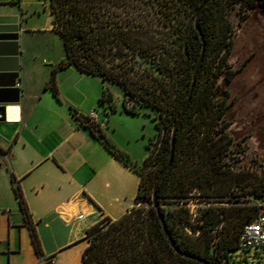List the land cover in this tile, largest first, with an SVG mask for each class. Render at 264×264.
I'll return each mask as SVG.
<instances>
[{
    "label": "trees",
    "instance_id": "trees-1",
    "mask_svg": "<svg viewBox=\"0 0 264 264\" xmlns=\"http://www.w3.org/2000/svg\"><path fill=\"white\" fill-rule=\"evenodd\" d=\"M171 1L179 8L183 6L192 11L195 18L204 0ZM227 1L212 0L201 17L200 23L207 40L205 58L192 100L179 126L172 166L159 185L160 204L161 200L168 201L169 197L179 201L187 199L193 188L204 186L205 181L213 183L216 178L214 172L220 167L219 160L234 141L227 132L230 122L219 121L231 106L230 90L224 89L223 96L217 99L220 91L217 81L234 46L229 34L231 24L225 17ZM244 1L264 12V0ZM155 4L156 0H50L53 29L61 36L65 49V57L53 67L47 82L56 97L60 99L58 70L75 65L80 71L119 85L124 93L123 108L127 111L145 112L142 107L151 106L158 110L160 120L165 118V122H169L170 129L164 131L167 134L163 136L157 153L159 166L146 175L138 168L139 164L112 143L102 130L85 124L103 139L118 158L140 172L142 179L138 199L141 196L152 198L154 183L169 158L173 125L188 96L193 71L202 50V39L194 22L189 24L186 35L182 31L176 33L177 25L173 32L171 26L176 21L178 24L185 23V17L174 12L171 19L174 18L175 22L170 21L166 16L157 14ZM236 72L230 67L226 69L227 83L231 82ZM107 97L111 99L112 94L108 87H104L99 104L106 106ZM112 109L117 110V106ZM80 115L87 117L83 113ZM154 118L158 130L160 120L156 115ZM215 132L219 136L215 137ZM148 148L150 151L144 165L152 159L150 141ZM200 166L208 168V172L200 170ZM15 189L26 219L31 223V214L19 184ZM255 194L263 195L264 192L256 191ZM161 207L177 244L183 250L216 264L204 253L209 251L210 242L203 251V241L200 244L191 242L192 236L182 228L183 223L189 221V209L180 206L171 218L166 206L161 204ZM135 209L136 205L117 219L107 217L110 224L106 228L104 224L97 223L87 231V238L97 231H101V237L89 238L90 243L83 252V264H205L176 252L152 202L148 216L141 211L134 213ZM255 214H249L241 225L235 224L233 230L230 228L227 235L218 240L221 256L232 254L238 248L240 230ZM205 215L206 229L214 230L216 212L208 208ZM32 230L36 246L41 250L35 228Z\"/></svg>",
    "mask_w": 264,
    "mask_h": 264
},
{
    "label": "crops",
    "instance_id": "crops-1",
    "mask_svg": "<svg viewBox=\"0 0 264 264\" xmlns=\"http://www.w3.org/2000/svg\"><path fill=\"white\" fill-rule=\"evenodd\" d=\"M42 8L49 11L47 28L54 30L50 0H0V16L19 17L16 86L20 87V100L7 106L21 108L19 119L0 121V264H83L91 220L97 215L117 219L128 212L137 204L142 179L90 126L76 122V114L88 115L98 109L104 87L113 88L110 81L102 79L103 85L92 92L84 82L89 73L69 65L57 72L60 99L47 86L53 67L65 57V49L54 54L44 42L29 39L43 28L37 20L32 21L42 16ZM110 113L102 133L134 162L143 163L152 137L146 141L147 135H141L138 125L124 133L125 139L118 132L123 116L134 120L149 114L124 108ZM99 114L102 116L101 111ZM16 184L31 223L16 194ZM67 205L76 207L74 216L64 215ZM77 212L84 217L78 218Z\"/></svg>",
    "mask_w": 264,
    "mask_h": 264
},
{
    "label": "rangeland",
    "instance_id": "rangeland-1",
    "mask_svg": "<svg viewBox=\"0 0 264 264\" xmlns=\"http://www.w3.org/2000/svg\"><path fill=\"white\" fill-rule=\"evenodd\" d=\"M155 7L158 15L166 16L170 21L175 22L174 18L171 19L174 12L185 17V23L178 24L176 21L171 29L174 32L177 25L176 33L182 31L181 33L186 35L189 32V24H193L195 19L192 17V11H187L183 6L177 7L171 0L160 2L156 0ZM225 17L231 24L229 34L233 38L234 46L217 81L220 85L217 99L223 96L224 89L230 90L231 106L219 121L220 123L222 120L230 122L227 132L234 141L220 158V167L214 172L216 178L213 183L209 184L205 181L204 186L193 188L191 196L187 199L179 201L169 197L168 201L161 200V204L169 210L171 218L178 212L180 206H186L189 209V221L184 222L182 228L186 234L192 236L191 242L200 244L203 241V251L210 242L209 251L204 253L216 264H264V247L252 248L249 252L237 248L232 254L226 253L221 256L217 246L218 240L226 236L230 228L233 230L235 224L241 225L249 214L256 213V206L264 202V194H255L256 191L264 192V12L261 8H254L244 0H229L226 3ZM33 20H37L38 25L43 28L30 35L29 39L44 42L48 48L50 47L51 53H63L64 45L61 36L55 30L47 28L51 22L49 11L42 8V16L34 17ZM212 55L213 53L210 56ZM244 58H248L246 65L238 69L231 82L227 83L226 69L230 67L237 70ZM87 76L84 82L92 92L103 85L101 77L89 74ZM111 84L113 88L110 86L108 88L112 98L107 97L106 104L110 114L113 112L111 110L114 105L117 106V110L123 108L124 98L122 88L116 83L111 82ZM98 109L104 112V105L98 104ZM142 109L149 114L140 118L146 122H140L138 117H134L133 120L123 116L124 120L118 134L120 138L125 139L124 133L138 125L143 130L141 135L143 133L147 135L146 141L152 137L149 140L153 150L152 159L145 165L143 163L138 165V168L146 175L149 174L148 172H154L159 166L160 158L157 159V153L163 136L167 134L170 126L169 122L168 124L165 122V118L159 119V112L155 108L143 106ZM155 115L160 120L161 130L158 129L157 132ZM165 130L167 132L164 133ZM218 134L215 132L214 136L217 137ZM134 144L136 146L137 141ZM197 155H195L196 159H198ZM200 170L208 172L206 167L200 166ZM151 202L150 196H141L134 213L141 211L148 216ZM208 208H213L217 214L214 222L215 229L211 231L206 229L207 225L204 223ZM97 223L104 224V228L110 224L106 216L97 215L91 220L86 231ZM86 236L88 237L87 234ZM100 237L101 231L89 236L94 239ZM221 252L223 254L222 250Z\"/></svg>",
    "mask_w": 264,
    "mask_h": 264
},
{
    "label": "water",
    "instance_id": "water-1",
    "mask_svg": "<svg viewBox=\"0 0 264 264\" xmlns=\"http://www.w3.org/2000/svg\"><path fill=\"white\" fill-rule=\"evenodd\" d=\"M211 1L212 0H204L202 2L194 19V26L199 31L202 39V50L193 71L192 82L188 92V96L173 125L169 158L154 183L153 194H152L153 206L156 209L161 224L171 242L172 247L176 250L177 253L186 257L199 260L201 262H204L205 264H213V263L210 260L198 254L183 250L177 244V241L174 239L172 232L169 229L165 214L162 211V207L158 197V190L161 180L164 178V176L167 174L168 170L172 166L176 152V140H177V133L179 130V126L192 100L194 89L197 82L198 73L205 58L207 40L200 21L206 6ZM18 39H19V17L15 15L0 16V121L6 120L7 118V104L11 102H17L20 100V87L16 86L17 80L19 79V69H20Z\"/></svg>",
    "mask_w": 264,
    "mask_h": 264
},
{
    "label": "built area",
    "instance_id": "built-area-1",
    "mask_svg": "<svg viewBox=\"0 0 264 264\" xmlns=\"http://www.w3.org/2000/svg\"><path fill=\"white\" fill-rule=\"evenodd\" d=\"M99 112V109L95 108L91 110L86 118L80 114H76V122L80 125L92 124L99 130H103V128L107 127L109 113L106 106H104L102 116ZM73 206L67 205L63 212L64 215L74 216L76 211L73 209ZM77 217L83 218L84 213H78ZM237 243L239 249L247 252L252 248L264 247V202L259 204L254 218L245 222L242 226Z\"/></svg>",
    "mask_w": 264,
    "mask_h": 264
},
{
    "label": "bare ground",
    "instance_id": "bare-ground-1",
    "mask_svg": "<svg viewBox=\"0 0 264 264\" xmlns=\"http://www.w3.org/2000/svg\"><path fill=\"white\" fill-rule=\"evenodd\" d=\"M21 116V108L17 104H10L7 107V117L9 120H17ZM73 209L76 210V207L73 206Z\"/></svg>",
    "mask_w": 264,
    "mask_h": 264
},
{
    "label": "flooded vegetation",
    "instance_id": "flooded-vegetation-1",
    "mask_svg": "<svg viewBox=\"0 0 264 264\" xmlns=\"http://www.w3.org/2000/svg\"><path fill=\"white\" fill-rule=\"evenodd\" d=\"M247 62H248V58H247V59L244 58V59H243V62L241 63V65L237 68V71H238V69L244 67V66L246 65Z\"/></svg>",
    "mask_w": 264,
    "mask_h": 264
}]
</instances>
